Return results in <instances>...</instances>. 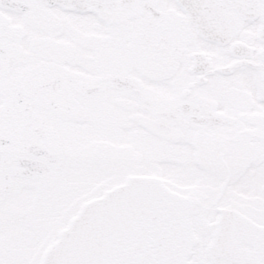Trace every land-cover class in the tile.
Instances as JSON below:
<instances>
[{"label":"snow or ice","instance_id":"obj_1","mask_svg":"<svg viewBox=\"0 0 264 264\" xmlns=\"http://www.w3.org/2000/svg\"><path fill=\"white\" fill-rule=\"evenodd\" d=\"M0 264H264V0H0Z\"/></svg>","mask_w":264,"mask_h":264}]
</instances>
